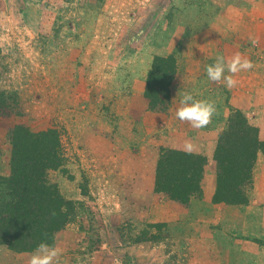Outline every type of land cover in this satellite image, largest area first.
<instances>
[{
    "label": "rangeland",
    "instance_id": "1",
    "mask_svg": "<svg viewBox=\"0 0 264 264\" xmlns=\"http://www.w3.org/2000/svg\"><path fill=\"white\" fill-rule=\"evenodd\" d=\"M263 19L264 0H0V173L10 129L58 134L63 166L46 173L68 213L53 244L58 264H264V182L253 168L246 205L208 222L200 208L155 191L169 149L159 147L162 122L150 125L144 112L154 56L173 54L176 72L183 65L189 77L184 92L215 98L216 131L226 129L244 108L227 112V92L264 70ZM237 46L254 67L235 74L232 89H208L206 65ZM181 90L154 112L165 113ZM35 251L0 247V264H29Z\"/></svg>",
    "mask_w": 264,
    "mask_h": 264
},
{
    "label": "trees",
    "instance_id": "2",
    "mask_svg": "<svg viewBox=\"0 0 264 264\" xmlns=\"http://www.w3.org/2000/svg\"><path fill=\"white\" fill-rule=\"evenodd\" d=\"M176 74L173 54L155 55L149 73L145 98L150 111L170 100V86ZM12 146L7 172L0 173V247L15 252H31L40 243L53 246L56 235L68 223L66 203L58 188L46 181V173L63 166L60 138L53 130L32 133L22 125L8 132ZM264 156V143L245 116L234 111L227 128L220 132L213 160L216 188L212 205L241 207L243 193L257 154ZM206 160L178 150H162L157 162L155 191L171 201L200 208L209 219L210 206L202 203V179ZM196 218V215L194 216ZM197 220L201 218H196Z\"/></svg>",
    "mask_w": 264,
    "mask_h": 264
},
{
    "label": "crops",
    "instance_id": "3",
    "mask_svg": "<svg viewBox=\"0 0 264 264\" xmlns=\"http://www.w3.org/2000/svg\"><path fill=\"white\" fill-rule=\"evenodd\" d=\"M264 20V19H263ZM261 20V22H263ZM264 37V32L260 33ZM256 48L259 49L261 47V43L255 44ZM227 47L222 48H214L215 51L219 49V52L223 50H227ZM231 48V47H230ZM242 46H237L234 50L235 53L239 52L242 54L241 49ZM233 49V48H232ZM215 58V57H214ZM215 62L208 63V65L214 64ZM179 65V66H178ZM201 65V64H199ZM177 72L174 76L172 85L170 86V90H174L177 88L182 89L181 95L178 99L172 100L170 107L165 113H159L154 111H148L147 108L145 112V120L150 124L154 125L158 122H162L163 129L159 134V147L168 148L178 151H183L186 153L200 155L205 158L206 165L204 166L203 179H202V203H205L207 206H210L212 211V218L208 221L212 224H216L220 222L223 207L219 205H212V200L215 194L216 188V166L213 160L214 151L216 147V142L219 131H216V124L214 118L219 116L220 113V105L216 103V99L213 97L206 96V100L212 102L215 105L216 112L212 117L211 122L200 129H194L186 122L179 121L175 112L177 108L180 106V100L184 95V89H187L185 83L189 82L188 75L184 72V67L177 64ZM262 68V67H261ZM261 68H257L258 70ZM252 75L250 78L243 77L241 78V82L237 85L235 89L229 90L227 92L230 96L227 97V112H230L229 107L233 104H239L244 108H237L240 112L248 119V123L257 130L258 140L261 143H264V70L251 72ZM227 75V72H225ZM201 74H198L193 79V85L196 88L202 90V82ZM208 79V78H207ZM209 87L215 89L218 86L224 85L221 83H214L208 79ZM202 86V87H201ZM225 86V85H224ZM210 91V90H209ZM225 94V98H226ZM194 99L196 100H204L203 92H195L193 94ZM226 103V99L224 100ZM225 110V111H226ZM149 125V126H150ZM253 175L255 176V180L258 182H264V156L259 153L254 163L253 167ZM152 182V181H151ZM149 187L150 179H149ZM153 187V184H152ZM258 188L255 187V191ZM257 195V193H255ZM256 203L257 201L254 200ZM264 201H260L262 203ZM199 223L205 222L204 220L199 219Z\"/></svg>",
    "mask_w": 264,
    "mask_h": 264
},
{
    "label": "clouds",
    "instance_id": "4",
    "mask_svg": "<svg viewBox=\"0 0 264 264\" xmlns=\"http://www.w3.org/2000/svg\"><path fill=\"white\" fill-rule=\"evenodd\" d=\"M255 43V41H253ZM254 67L253 63L244 58L239 52L225 59L223 56H217L215 63L206 65L205 71L207 78L214 83H221L232 89L237 85L234 79L235 74L241 71H249ZM225 72L229 73L225 75ZM216 112L215 105L207 100H196L194 97L185 93L180 100V106L175 112L176 118L181 122H186L194 129H200L207 126ZM59 249L50 246L47 243H40L31 255L29 264H58Z\"/></svg>",
    "mask_w": 264,
    "mask_h": 264
}]
</instances>
